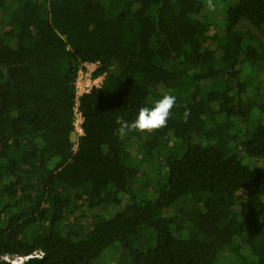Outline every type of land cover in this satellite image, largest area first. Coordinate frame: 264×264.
<instances>
[{
  "label": "trees",
  "instance_id": "obj_1",
  "mask_svg": "<svg viewBox=\"0 0 264 264\" xmlns=\"http://www.w3.org/2000/svg\"><path fill=\"white\" fill-rule=\"evenodd\" d=\"M213 3L0 0V264H264V0Z\"/></svg>",
  "mask_w": 264,
  "mask_h": 264
},
{
  "label": "clouds",
  "instance_id": "obj_2",
  "mask_svg": "<svg viewBox=\"0 0 264 264\" xmlns=\"http://www.w3.org/2000/svg\"><path fill=\"white\" fill-rule=\"evenodd\" d=\"M207 8L215 11L216 5L213 0H207ZM176 104V97L171 94H165L161 99L154 102V106L149 108L147 106L139 109L138 115L131 123L125 121L121 117H117L116 124L118 127L115 131L116 134L123 137L129 132H153L167 126L168 119L171 116V110ZM190 112L186 109L184 112V120L186 121ZM43 259V254L37 257H24L20 258L18 264H24L26 259Z\"/></svg>",
  "mask_w": 264,
  "mask_h": 264
},
{
  "label": "rangeland",
  "instance_id": "obj_3",
  "mask_svg": "<svg viewBox=\"0 0 264 264\" xmlns=\"http://www.w3.org/2000/svg\"><path fill=\"white\" fill-rule=\"evenodd\" d=\"M227 7H228V5L226 7L222 6L221 13H224L225 12V8H227ZM241 29L244 30V31L245 30L251 31L253 33V35L258 38V40L260 41V43L262 44V46L264 48V31L254 30L253 28L248 27V26H243V27H241ZM260 58L264 62V53L260 54ZM95 68H96V65H88V67L86 66L84 68V71L82 72V74L79 77L80 79L77 81L76 88H77V92L78 93L81 94L83 92H86V91L90 90L94 86H96V87L100 86V84L103 81V78H98V79L94 80V79H92V77H90ZM79 125H80V120L77 121L78 130L76 129V131L72 135V139H73L74 142H77L78 138L80 137ZM244 161L248 162L250 164L252 162V160H250L249 158L245 159ZM255 165L260 167V168H264V158L257 160ZM238 196H239L240 199L244 198V194L242 192H240L238 194ZM11 258L13 259L14 257H11Z\"/></svg>",
  "mask_w": 264,
  "mask_h": 264
},
{
  "label": "built area",
  "instance_id": "obj_4",
  "mask_svg": "<svg viewBox=\"0 0 264 264\" xmlns=\"http://www.w3.org/2000/svg\"><path fill=\"white\" fill-rule=\"evenodd\" d=\"M88 65H94V64H85V65L80 69V71H79V76H78V78H77V81L80 79L79 77H80V75L82 74V72L84 71V68H85L86 66L88 67ZM90 77H91V76H90ZM95 80H96V79H95ZM76 86H77V82H76ZM95 87H96V86H95ZM91 89H92V88H91ZM91 89H90V90H91ZM90 90H88V91H86V92H89ZM86 92H83V93H81V94L77 92V99H76V108H75L76 122H75V126H76V129L78 130L77 121L80 120V125H79L80 135L82 134V128H81V124H82V115H81V112H80V110H79V104H80V102H79V97H80L82 94L86 93ZM39 255H41V253H37V252H35L33 255L26 256V257H37V256H39ZM20 258H24V257H21V256H15L13 259H12L11 257H9V256L4 257V259L7 260V261H9L11 264H18ZM26 260H28V259H26ZM26 260H24V262H25Z\"/></svg>",
  "mask_w": 264,
  "mask_h": 264
}]
</instances>
